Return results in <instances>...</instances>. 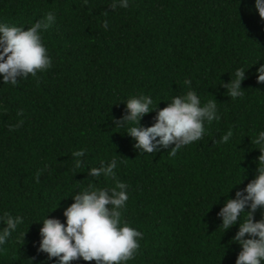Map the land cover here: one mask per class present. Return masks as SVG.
Returning <instances> with one entry per match:
<instances>
[{
	"label": "trees",
	"instance_id": "1",
	"mask_svg": "<svg viewBox=\"0 0 264 264\" xmlns=\"http://www.w3.org/2000/svg\"><path fill=\"white\" fill-rule=\"evenodd\" d=\"M110 3L0 0V22L9 25L56 14L42 33L52 67L16 86L3 85L0 74V215L24 217L0 247V264H41L47 254L37 250L42 223L35 221L52 210L50 217L65 221L70 195L94 183L88 168L113 157L122 161L115 178L102 176L96 186L129 185L122 219L143 239L128 264H235L240 245L229 241L239 224L224 233L217 213L254 177L260 155L250 137L264 130V84L252 74L264 64V20L250 11L255 0H130L115 12ZM258 59L242 82L244 95L231 100L220 84ZM190 89L204 102L216 100L220 118L175 156L139 155L127 127L114 128L111 117L126 107L118 102L129 96L151 95L163 108ZM155 115L141 124L150 126ZM79 149L85 156L76 167L71 153Z\"/></svg>",
	"mask_w": 264,
	"mask_h": 264
},
{
	"label": "clouds",
	"instance_id": "2",
	"mask_svg": "<svg viewBox=\"0 0 264 264\" xmlns=\"http://www.w3.org/2000/svg\"><path fill=\"white\" fill-rule=\"evenodd\" d=\"M242 2L240 0L239 6ZM129 3L130 0H111L109 6L115 12L127 9ZM250 11L258 12L259 17L264 20V0H255L254 8ZM55 21V12L49 11L42 19L28 26L0 22V74L3 85L16 86L30 75L35 77L39 72L52 67V58L42 33ZM103 27L108 28L107 20L103 22ZM259 60L248 68L237 67L234 73L229 72L230 81L220 84L227 90L225 94L231 100L244 95L242 82L247 78L248 70L257 65ZM252 74L257 83L264 84V64H259ZM190 83L189 80L185 81V84ZM167 101V105L160 108L159 104H154L151 95L137 94L118 102L124 103L126 107L122 117H111L114 128L127 127L126 133L133 138V146L139 155L167 150L170 156H175L181 148L203 138L207 123L220 118L216 100L204 102L191 89ZM153 111L156 112L153 123L150 126L142 125L144 116ZM22 123L21 120L10 126V130L20 127ZM231 137L232 132L229 131L221 140L227 143ZM250 137L251 144L260 152L254 160L255 175L245 187L235 192V198L229 196L217 213L221 220L219 227L223 228L224 233L239 224L229 241L230 244L240 245L235 264H264V130ZM71 156L75 159L76 167H80L85 150H75ZM121 162L113 157L109 161H102L99 166L88 168V177L94 183H89L87 187L77 189L70 195L74 202L63 210L65 221L50 217L53 210L42 220L35 221L42 223L37 250L47 254L41 264H48L49 261H53V264H71L81 258L84 261L95 260L96 264H128V261L135 258L143 233L122 219L129 200V185L116 180L114 187L96 186V181L102 176L115 178ZM245 179L246 176L242 181L236 182L235 186L242 184ZM36 180L39 182V175ZM234 187L223 195H228ZM257 211L261 215L258 220L255 218ZM23 223L22 216L10 213L0 215V225H6L0 227V247L7 243ZM31 261L33 264L34 258Z\"/></svg>",
	"mask_w": 264,
	"mask_h": 264
}]
</instances>
